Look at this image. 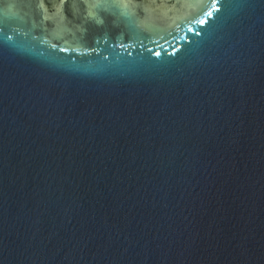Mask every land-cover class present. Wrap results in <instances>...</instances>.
Here are the masks:
<instances>
[{"label":"water","instance_id":"95a60500","mask_svg":"<svg viewBox=\"0 0 264 264\" xmlns=\"http://www.w3.org/2000/svg\"><path fill=\"white\" fill-rule=\"evenodd\" d=\"M264 0H0V264H245Z\"/></svg>","mask_w":264,"mask_h":264}]
</instances>
